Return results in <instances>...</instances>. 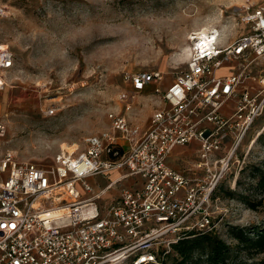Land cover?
<instances>
[{"label": "built area", "instance_id": "obj_1", "mask_svg": "<svg viewBox=\"0 0 264 264\" xmlns=\"http://www.w3.org/2000/svg\"><path fill=\"white\" fill-rule=\"evenodd\" d=\"M13 1L0 0V20ZM237 21L244 31L229 41L216 27L187 33L186 66L165 90L155 88L160 98L141 133L131 111L144 84L163 78L160 70L124 71L132 89L118 94L122 104L108 111L109 128L80 148H62L54 164L0 154V264H159L184 231L216 230L221 217L212 215L211 193L221 179L241 174L264 109V3H243ZM223 64L231 67L217 75ZM13 66V51L0 42V89ZM5 130L0 117V137ZM193 142L192 166L168 164L177 145ZM115 168L124 172L82 196L92 192L89 176ZM126 177L132 187L98 202Z\"/></svg>", "mask_w": 264, "mask_h": 264}, {"label": "rangeland", "instance_id": "obj_2", "mask_svg": "<svg viewBox=\"0 0 264 264\" xmlns=\"http://www.w3.org/2000/svg\"><path fill=\"white\" fill-rule=\"evenodd\" d=\"M245 2L264 0H14L0 21V42L14 53V66L0 89V117L6 123L0 154L7 149L21 160L54 164L62 148H80L85 137L109 128L108 111L122 104L118 94L132 89L122 79L124 71L160 70L163 78L144 84L131 111L141 133L160 98L155 88L165 90L186 66L187 33L210 20L225 41L233 40L245 28L237 21ZM185 45L188 54L180 57ZM230 67L223 64L216 74ZM253 129L261 132L249 161L238 177L221 179L212 205V215L221 217L213 232L229 247L228 263L264 264V250L245 248L235 237L243 233L254 238L264 228V183H259L264 174V109ZM195 145H177L167 156L168 164L178 171L192 166ZM123 172L115 168L89 176L92 192L81 190L82 196ZM132 181L126 177L112 185L98 202L110 203ZM76 186L81 189L79 182ZM193 255L196 259L199 252ZM197 261L206 264L204 255Z\"/></svg>", "mask_w": 264, "mask_h": 264}, {"label": "trees", "instance_id": "obj_3", "mask_svg": "<svg viewBox=\"0 0 264 264\" xmlns=\"http://www.w3.org/2000/svg\"><path fill=\"white\" fill-rule=\"evenodd\" d=\"M244 168L245 166L242 167L241 172ZM259 183H264V174L260 176ZM218 185L211 193L213 197L216 196L215 192ZM227 193L229 194L228 191ZM235 237L244 244L245 248L254 247L259 251L264 250V228L257 232L254 238L247 237L243 233H238ZM171 244L170 250L161 254L159 264H187L188 262L196 264L197 259L202 255L206 259V264H235L226 261L230 256L229 247L213 231L201 232L190 229L181 233L180 237ZM195 251L199 252V257L193 259ZM129 264L132 263L129 262Z\"/></svg>", "mask_w": 264, "mask_h": 264}, {"label": "bare ground", "instance_id": "obj_4", "mask_svg": "<svg viewBox=\"0 0 264 264\" xmlns=\"http://www.w3.org/2000/svg\"><path fill=\"white\" fill-rule=\"evenodd\" d=\"M220 17H221V16H220ZM215 18H217V17H215ZM212 25H213V24H212V21H210V20H205V21H203V22H201V23L199 24L198 28L206 29V28H209V27H213ZM224 28H225V25L222 24V29H224ZM187 54H188V46H187V45L182 46V47H181V53H179V56H180V57H186ZM260 132H261V131H258V135L260 134Z\"/></svg>", "mask_w": 264, "mask_h": 264}, {"label": "crops", "instance_id": "obj_5", "mask_svg": "<svg viewBox=\"0 0 264 264\" xmlns=\"http://www.w3.org/2000/svg\"><path fill=\"white\" fill-rule=\"evenodd\" d=\"M1 21V20H0Z\"/></svg>", "mask_w": 264, "mask_h": 264}]
</instances>
